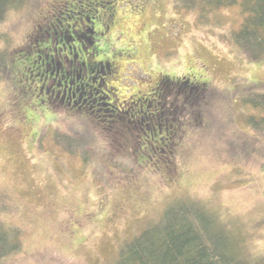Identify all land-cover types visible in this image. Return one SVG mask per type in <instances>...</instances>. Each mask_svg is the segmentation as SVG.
<instances>
[{
	"label": "rangeland",
	"instance_id": "obj_1",
	"mask_svg": "<svg viewBox=\"0 0 264 264\" xmlns=\"http://www.w3.org/2000/svg\"><path fill=\"white\" fill-rule=\"evenodd\" d=\"M87 1L25 0L0 24L3 61L13 62L0 69V219L20 229L22 249L0 264H111L123 241L179 198L215 210L235 226L246 257H264V126L250 124V111L237 101L241 91H232L234 83H264V57L249 59L232 37L245 13L239 5L206 1ZM48 6L79 18L84 13L82 23L98 28L97 47L84 46L80 56L110 63V72L88 75L102 101L129 102L161 76L215 87L204 112H189L188 150L178 152L173 180L164 169L139 165L144 148L135 147L137 128L103 127L57 98L46 104L39 80L32 94L26 79L17 78L22 71L40 73L27 54L20 55L22 71L14 65L43 35L40 12ZM53 135L75 142L81 156L56 146Z\"/></svg>",
	"mask_w": 264,
	"mask_h": 264
},
{
	"label": "trees",
	"instance_id": "obj_2",
	"mask_svg": "<svg viewBox=\"0 0 264 264\" xmlns=\"http://www.w3.org/2000/svg\"><path fill=\"white\" fill-rule=\"evenodd\" d=\"M24 1L0 0V24L10 10L18 9ZM178 1L181 5L190 1H206L215 6L239 5L245 14L240 26L233 32V40L249 59L264 57V0ZM54 7L48 6L40 12L43 20L39 25L43 35L32 44L31 53L21 52L17 55L18 62L14 65L22 71L18 65L20 59L24 58L20 55L27 54L33 58V67L36 64L39 66L40 73H36L37 70H28L26 73L22 71L18 72L17 78L26 79L28 85L25 86L24 82L22 84L26 89H32V94V82L39 80L41 88L44 84L46 86L45 78H48L55 90L53 97L51 92L45 93L46 87L41 91L37 89L46 104H50L53 98H58L69 109L80 108L82 115H94V122L99 121L103 127L115 124L114 122H123L127 129L137 128L138 134L133 136L135 147L138 149L141 145L144 148V157L138 164L146 168L149 166L164 169L169 173L167 180H173L177 172L178 152L183 154L188 150L186 143L192 126L189 112L194 111L197 116L199 112L195 109L203 111L204 107L213 101L215 87L189 76H161L158 84L149 93L132 98L129 102L102 101L92 93L88 75L93 69L98 72H110V63L102 60L99 64L89 61L88 57L82 59L80 56L84 46L90 51L93 48H88V45L97 47L95 38L98 28L94 22L90 25L82 23V16L84 19L87 17L84 13H79V18L76 12L72 13L73 10L65 12L63 8ZM2 35L0 32V42L6 40ZM0 55V69L13 66V62L7 64L3 61L6 58L4 50H0ZM64 58L67 60L62 62ZM62 74L64 79H61ZM59 79V89L68 91L64 99L62 96L55 97L58 90L55 85ZM72 81L73 85L70 84ZM234 84L232 91H241L239 96L238 92L236 94L237 101L250 111L247 120L256 128L263 127L264 83L243 81ZM177 109L181 111L177 112ZM58 136L53 135V143L56 146L81 156L80 148H72L75 142L59 140ZM42 139L39 137L40 143ZM156 153L160 154L157 160L152 156ZM209 208L205 207L203 202L188 198L172 201L164 208L158 220L149 222L139 233L123 241L111 264H264V257L244 255L242 241L235 226L222 221L219 214ZM259 222L263 224L264 220ZM20 233V229L0 219V260L10 252L22 250Z\"/></svg>",
	"mask_w": 264,
	"mask_h": 264
},
{
	"label": "flooded vegetation",
	"instance_id": "obj_3",
	"mask_svg": "<svg viewBox=\"0 0 264 264\" xmlns=\"http://www.w3.org/2000/svg\"><path fill=\"white\" fill-rule=\"evenodd\" d=\"M53 73V72H52ZM65 77H64V75L62 74V76H61V79H64ZM61 79H59L58 81H57V83H56V85H55V88L56 89H58L57 90V92H56V96L55 97H60V96H62L63 97V99L65 98V96H66V93L68 92V91H66V90H63V91H61L60 89H59V87L61 86ZM45 80H46V91H47V93L49 94L50 92H51V97H53V95L55 94V90H53V88H52V82L50 83V81H49V79L48 78H45ZM53 80H55V79H53ZM50 83V85H49V87H48V84ZM73 81L70 83L71 85H73ZM45 85V84H44ZM43 85V86H44ZM41 87V89L43 90V89H45V87ZM45 91V90H44ZM53 99H55V98H53ZM52 99V100H53ZM58 99V98H57Z\"/></svg>",
	"mask_w": 264,
	"mask_h": 264
}]
</instances>
